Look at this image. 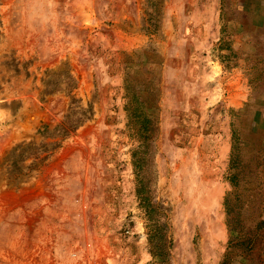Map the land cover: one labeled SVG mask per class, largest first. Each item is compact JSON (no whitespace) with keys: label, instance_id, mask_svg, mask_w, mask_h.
<instances>
[{"label":"rangeland","instance_id":"rangeland-1","mask_svg":"<svg viewBox=\"0 0 264 264\" xmlns=\"http://www.w3.org/2000/svg\"><path fill=\"white\" fill-rule=\"evenodd\" d=\"M0 264H264V0H0Z\"/></svg>","mask_w":264,"mask_h":264},{"label":"trees","instance_id":"trees-1","mask_svg":"<svg viewBox=\"0 0 264 264\" xmlns=\"http://www.w3.org/2000/svg\"><path fill=\"white\" fill-rule=\"evenodd\" d=\"M139 193H140V194H147V193H148V189H147V187H141Z\"/></svg>","mask_w":264,"mask_h":264},{"label":"bare ground","instance_id":"bare-ground-1","mask_svg":"<svg viewBox=\"0 0 264 264\" xmlns=\"http://www.w3.org/2000/svg\"><path fill=\"white\" fill-rule=\"evenodd\" d=\"M85 144V143H84ZM193 188V187H192ZM188 190V189H187ZM210 191V190H209ZM213 194V193H212ZM214 195V194H213ZM192 196V195H191ZM188 198V197H187ZM194 198V197H193ZM197 198H195V200H196ZM211 199V198H210ZM214 199V198H213ZM187 201V200H186ZM211 201V200H210ZM203 202V201H202ZM212 202V201H211ZM198 203V202H197ZM205 203V202H204ZM202 204V203H201ZM208 204V203H207ZM211 204V203H210ZM200 205V204H199ZM204 205V204H203ZM209 206V205H208ZM191 210H192V208H191ZM202 218V217H201ZM216 223V222H215ZM208 238V237H207Z\"/></svg>","mask_w":264,"mask_h":264}]
</instances>
